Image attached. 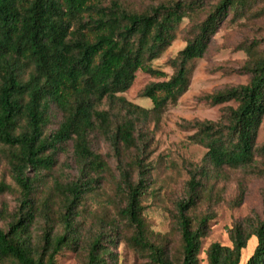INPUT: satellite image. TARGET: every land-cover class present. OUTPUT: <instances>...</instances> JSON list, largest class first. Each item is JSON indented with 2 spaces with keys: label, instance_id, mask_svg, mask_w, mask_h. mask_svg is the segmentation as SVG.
I'll return each instance as SVG.
<instances>
[{
  "label": "trees",
  "instance_id": "16d2710c",
  "mask_svg": "<svg viewBox=\"0 0 264 264\" xmlns=\"http://www.w3.org/2000/svg\"><path fill=\"white\" fill-rule=\"evenodd\" d=\"M203 1L177 0L133 12L116 0L108 5L103 0H0V164L5 158L19 193L6 226H0V262L57 264L56 257L64 249L79 247V206L97 189L108 167L91 146L90 135L98 132L116 157V192L121 201L116 214L87 241L84 264L112 263L111 244L119 238L121 225L131 230L127 243L145 254L150 264H201V241L214 215L194 211L207 193L203 178L209 179L211 169L220 175L224 167H247L264 177V139L257 143L264 120V49L247 48L243 69L250 77L246 84L206 96L212 104L234 101L236 107H229L223 119L190 124L196 129L190 139L207 150L202 164L189 172L186 196L175 203L178 253L144 219L142 197L152 181L143 157L146 135L137 131L145 120L158 118L168 104L177 102L189 86L188 63L203 56L229 12L238 16L251 0H217L194 24L193 36L170 60L172 75L143 88L141 96L151 100L150 108L121 94L139 70L163 75L151 62L171 45L179 24L196 15ZM53 108L61 119L47 132ZM68 142L77 173L64 183L54 182L53 189L60 195L62 227L55 233L51 198L48 195L38 204L35 192ZM131 148L136 152L124 163L122 153ZM257 156L263 166L255 170ZM9 190L10 185L0 180V194ZM244 194L240 183L235 206L242 203ZM5 214L3 206L0 220ZM37 216L44 224L35 238L32 226ZM228 238L230 245L213 242L208 246L207 264H241L250 239H256V245L243 264H264V216L251 213L235 221L228 228Z\"/></svg>",
  "mask_w": 264,
  "mask_h": 264
},
{
  "label": "rangeland",
  "instance_id": "374dc122",
  "mask_svg": "<svg viewBox=\"0 0 264 264\" xmlns=\"http://www.w3.org/2000/svg\"><path fill=\"white\" fill-rule=\"evenodd\" d=\"M112 0H103L108 5ZM129 11L144 12L160 3H171L177 0H116ZM217 0H204L202 8L196 15L185 17L179 24L175 39L171 45L155 60L152 66L163 72L161 76H152L141 70L135 73L130 88L122 93L128 101L150 108L151 100L141 96L143 88L154 81L168 79L172 73L170 60L186 45L195 32V23L210 11ZM247 48L257 51L264 49V0H251L238 16L229 12L225 21L212 37L210 44L202 57L188 63L190 82L187 90L178 98L175 104H168L158 118L150 117L145 124L138 127V133L146 135L143 157L150 167L151 185L142 197L144 206L143 216L150 230L157 237L165 236L166 244L172 252H177L180 246L179 235L174 228L175 203L186 196V183L190 171L202 164L206 147L190 139L196 129L190 124L194 121H216L226 115L229 107L235 108L237 103L229 101L212 104L207 95L224 90L231 86L246 84L250 74L243 66L248 60ZM61 114L53 108L51 122L47 132L57 127ZM264 139V120L259 127L257 143ZM93 150L107 162V169L102 172L99 186L87 194L79 206L78 220L81 227V243L76 250L64 249L56 257L57 264H84L87 251V241L100 226L106 225L116 214L121 197L116 192L119 170L112 148L107 139L98 132L90 135ZM136 150L131 148L123 151L124 163H129ZM262 158L257 156L255 170L262 167ZM77 168L72 154V144L68 142L65 149L56 157L53 168L45 174L38 185L35 196L41 203L50 196L53 207L51 224L53 232L62 230L58 219L60 195L53 189L55 181L66 182L76 176ZM135 173V171H134ZM211 178V179H210ZM0 180L10 185V190L0 194V208L6 207L5 219L0 220V226L5 227L6 219L15 210L18 203V187L12 180L5 158L1 159ZM206 180V194L197 203L195 212L212 211L213 218L207 235L201 241L199 260L207 264L206 249L213 242L230 245L228 228L237 220L251 213L264 216V177L259 176L253 169L224 167L217 176L211 169ZM245 188L241 204L235 206V198L239 192V184ZM44 220L37 216L32 226L36 238L41 232ZM121 234L112 243L113 252L111 264H150L145 254L132 249L127 243L126 236L130 228L121 225ZM253 238V237H252ZM256 245V239H250L242 251L241 264L251 255ZM0 264H12L9 261Z\"/></svg>",
  "mask_w": 264,
  "mask_h": 264
}]
</instances>
